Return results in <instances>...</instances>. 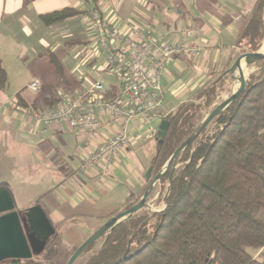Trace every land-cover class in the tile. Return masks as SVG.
<instances>
[{"label": "trees", "instance_id": "obj_1", "mask_svg": "<svg viewBox=\"0 0 264 264\" xmlns=\"http://www.w3.org/2000/svg\"><path fill=\"white\" fill-rule=\"evenodd\" d=\"M95 10L91 8L89 14ZM85 13L65 8L40 18L53 25ZM244 20L239 44L258 51L264 39L262 0ZM48 56L61 82L52 85L51 93L40 102L45 110L59 104L55 89L73 96L81 92L82 85L66 75L53 55ZM260 72L240 98L180 155L186 163L174 175L167 208L135 214L102 238L99 249L93 245L79 264H264V67ZM230 76L226 72L193 99L160 113V122L168 121L170 126L152 161L154 173L194 132L198 112L214 102ZM6 87L7 73L0 60V90ZM117 93L118 86L111 94ZM25 94L23 89L16 96L18 109L44 110Z\"/></svg>", "mask_w": 264, "mask_h": 264}, {"label": "crops", "instance_id": "obj_2", "mask_svg": "<svg viewBox=\"0 0 264 264\" xmlns=\"http://www.w3.org/2000/svg\"><path fill=\"white\" fill-rule=\"evenodd\" d=\"M91 1L90 3L89 0H36L27 4L26 0H0V60L7 73V83L10 69L30 70L31 77L19 92L26 89L25 97L34 101L39 108H43L40 102L51 93L50 87L61 82L48 55H53L63 65L68 77L81 81V91L89 85L88 82H91L90 77L78 79L71 75L69 67L74 66L71 65L70 55L60 50L61 45H68V41L57 42L55 31L50 30V28L78 19L79 26L76 31L74 30L75 36L71 39H79L80 42L76 44L78 46L92 43L93 38L89 28L84 30L89 38H86L82 28L91 21L89 10L97 9L102 16L108 14L113 0H109V5L106 0ZM166 1L165 3L168 2ZM216 1L215 3L220 5L216 8L217 11L206 14L204 10H201L189 18L188 25L199 31L201 56L198 59L174 57L175 59L168 64L169 66H166L165 77L168 76L172 80L169 82L170 85L185 83V86L183 85L182 90L172 95L173 98L183 95L180 102L172 103L166 98L168 84L163 82V76L161 83L165 93L164 105L167 104L161 112L165 114L183 102L193 99L201 88L216 78L221 79L232 67L238 55L247 49L239 44V38L245 24V17L256 7L259 0H250L246 5L245 0H234L235 10L227 7L225 0ZM205 2L203 6L207 9L211 1L205 0ZM123 3L124 0H120V5ZM65 8L79 9L88 14L85 13L53 25H46L42 22L40 18L42 15ZM180 14L177 13L175 17L180 19ZM7 16L12 25L10 38L4 27V18ZM141 17L146 20L145 23L149 25L152 23V20L145 18L144 14H141ZM34 20L38 22L37 29L41 32L38 48L23 52L17 47L24 40L18 36L19 31L22 29V33L27 35V39L32 42L35 32L29 27L34 25ZM18 23L21 27L15 30L13 25ZM181 25L182 23L176 24V27ZM156 36L169 35L156 34ZM44 37L46 41L42 39ZM61 54L64 55L62 60L59 59ZM92 58L91 55L85 56V65L104 74L103 57H97L96 62ZM35 61L42 64L39 73L31 72L34 71L31 64ZM84 73L86 75L88 71ZM34 79H39L42 84L41 91L37 95L27 89ZM106 82L111 84L112 91L114 87H117L116 80L113 78L109 77ZM6 90L7 87L4 91L0 90V188H5L10 193L15 204V211L26 213L34 206H41L47 213L52 226L57 227L72 222L75 218H88V212L91 213L94 208H98L97 204L104 200L110 191L115 190L119 184L121 185V179L124 177L127 178L132 189H135L136 185L142 188L145 184L147 171L144 164H142L144 168L140 169L133 161L132 164L125 165L123 162L129 160L130 152L137 155L138 148L150 141L129 146L118 157L117 164L109 176H104L99 167L93 173H82L80 167L83 155L95 149L105 136L114 134L118 130L117 125L109 118H104L103 129L95 135L79 134L66 126L47 128L31 119L27 114L29 111L16 107L15 100L19 92L12 98ZM53 95L56 96V91H53ZM160 125L161 122L157 123L156 127L159 128ZM144 147L147 151L152 148ZM148 158H150L149 155ZM152 158L149 161H152ZM109 215L110 213L106 217ZM106 217L101 219V222L105 221ZM90 219L93 217L91 216Z\"/></svg>", "mask_w": 264, "mask_h": 264}, {"label": "built area", "instance_id": "obj_3", "mask_svg": "<svg viewBox=\"0 0 264 264\" xmlns=\"http://www.w3.org/2000/svg\"><path fill=\"white\" fill-rule=\"evenodd\" d=\"M91 20L92 46L96 56L103 57L105 74L116 80L118 93L112 95L110 83L97 81L73 96L58 91L56 107L27 114L44 127L66 126L84 135L101 131L104 118L112 120L118 130L85 153L80 167L86 174L99 167L104 176H109L129 146L157 140L166 66L174 57L198 59L201 39L194 28L171 36H156L154 30L134 24L120 30L96 11H91ZM41 88L39 79L28 85L33 94Z\"/></svg>", "mask_w": 264, "mask_h": 264}, {"label": "rangeland", "instance_id": "obj_4", "mask_svg": "<svg viewBox=\"0 0 264 264\" xmlns=\"http://www.w3.org/2000/svg\"><path fill=\"white\" fill-rule=\"evenodd\" d=\"M102 1V0H98ZM142 1V2H141ZM146 1V0H145ZM168 1V2H167ZM165 3V0H148L144 2V0H124V3L120 5V0H113L112 1V7H110V11H108V14L103 15L104 18H107L108 20L110 19L113 21L115 27H117L120 30H124V28L129 26V24H134V25H139L142 27H146L149 29L154 30L156 34H165L171 36L175 32L182 30V29H188V28H194L191 27L189 24V18L192 17V15H196L197 12L204 10L206 14H211L213 13L216 8H219L220 5L216 0H206V1H211L209 4L210 6H207V9L203 6L206 2L205 0H167ZM237 1H242V0H237ZM245 5L250 1V0H245ZM91 3L92 1L89 0ZM107 5H109V0H106ZM221 2V0H220ZM146 3V5H145ZM225 4L227 7L234 9L235 6V1L234 0H225ZM105 6V5H104ZM235 10V9H234ZM96 12L100 13L99 10H95ZM217 11V10H216ZM181 12V14L179 13ZM180 14V19H177L176 14ZM101 14V13H100ZM141 14H144L145 18H149L152 20L151 24L145 23L146 20H143V17H141ZM91 16V14H90ZM102 16V14H101ZM117 17V18H116ZM78 19L74 21H69L66 22L65 24H62L61 26H57L54 28H50L51 31H55V38L57 42L63 43V41L67 40L68 45H61L60 50L65 52L66 55H70L71 59V65L74 67L70 66L69 67V72H71L73 76L77 77L78 79H81L82 77L85 78L90 77V81L88 82L89 85H86V87H89L91 84L101 81L105 82L109 80V77L104 73H99L96 70H92V67H89L88 65H85L86 60L85 56L88 57V55H91L96 62V54H95V48L92 46V43L85 44L83 46H78L80 41L71 39L75 36L74 30H77V27L79 26L78 24ZM37 21L34 20V25L29 27L34 30V40L31 42V40H28L27 35L22 33L23 31H19L18 36H21L24 40L21 44H18L17 47L21 48L23 52L28 51L30 49H37L38 44L40 42V37H41V32L38 31L37 29ZM156 23L158 25H156ZM182 23L181 26L176 27V24ZM119 24V25H118ZM157 26L155 28V25ZM4 27L6 28L5 31L9 33V38L10 34L12 32V25H11V20L7 17L4 18ZM14 29H18L21 27L19 23L17 25H13ZM61 29H60V28ZM59 28V29H58ZM83 28V33L86 38H89V36L86 34L87 28L90 31L91 35L93 32V21H89V24H86L82 26ZM65 29V30H62ZM198 30V29H197ZM92 37V36H91ZM44 41H46L45 37L42 38ZM26 40H28L26 42ZM249 50H252L251 48H247ZM261 51H264V39L262 42V46L260 47ZM56 56V55H55ZM64 55H60V60H62V57ZM175 58H172L170 60L173 61ZM169 62V63H170ZM168 63V64H169ZM263 61H260L252 67H246L244 70V73H247V70H250V75L248 77V85L249 83L252 82L253 79L259 77L260 75V70L263 65ZM167 64V65H168ZM30 65V64H29ZM41 65L40 62H33L31 64L32 68L35 73L41 72ZM169 66V65H168ZM88 71V75L84 72ZM165 69V73H166ZM23 71V72H22ZM22 71L19 69L12 68L8 72V85H7V90L6 93L10 97H15L17 92L23 87H25L26 82L28 81V78L31 77V73L29 72L30 70L27 69H22ZM164 73V83H167V92H166V98L168 100H171L172 103H178L180 102L181 98L183 95L180 97L173 98L172 95L175 93H178L180 90L183 89V85L185 86V83H175L174 85H170L169 82H172L170 78L165 77ZM88 79V78H87ZM86 79V80H87ZM48 82V81H47ZM86 82V81H85ZM237 81L233 80L231 76L228 78L227 82L218 89V96L215 98L214 102L210 106H202L200 111L198 112L197 115V126L203 121V119L220 103L228 99L230 95L233 93L235 90ZM247 85V86H248ZM173 90H172V89ZM28 89V87H27ZM56 91V97L58 90L55 89ZM178 91V92H177ZM172 93V94H171ZM36 93L35 95H37ZM162 102V107L161 109L166 107V104L164 105L165 102V93H164V98ZM203 103V100H202ZM169 106L167 107V109ZM46 109V108H42ZM161 114L163 112L160 111ZM150 144V145H148ZM152 145V146H151ZM154 145V147H153ZM144 146H149L152 147L150 148L149 151L145 149ZM144 147V148H143ZM157 142L155 141H150L149 143L145 145H141L138 150H137V155L134 152H130L129 160L123 162L125 164H132V161L137 164V166L140 169H143V165L145 166V170L147 171L150 166L152 165V161L154 160L156 153H157ZM146 150V151H145ZM148 155L150 158H152V161H149L150 158H148ZM148 159V160H147ZM147 161V162H146ZM146 162V165H145ZM184 160L183 157H179L178 159V168L183 165ZM167 164V163H166ZM165 164V165H166ZM164 165V166H165ZM136 166V165H135ZM163 166V167H164ZM162 167V168H163ZM177 168V169H178ZM158 171V170H157ZM156 174V173H155ZM155 176V175H154ZM169 176L168 174L163 177V179L157 183L155 186L153 192L151 193L148 204L150 205L149 209H144L142 211H150L153 213H158L162 212L167 208V204L165 202L168 189H169V181L166 180L168 179ZM122 184L118 185L115 190L110 191L102 200L100 203H98V208H94L91 213L88 212V218L80 217V219L75 218V220H72V222H67L61 226L54 227L55 230V235L50 238V242L47 244V247L45 250L42 252L41 255L33 256V259L26 262V264H66L68 259L71 257L73 252L89 237L91 236L94 232H96L100 227H102L108 220H110L112 217L115 215L123 212L126 210L128 207L135 205L138 203L144 196L145 192L147 191L151 181L145 182V184L142 186V188L139 185H136L135 189H132L130 187V183L127 180V178H122L121 179ZM36 191V190H35ZM43 208V207H42ZM121 209L120 211H118ZM44 211V209H43ZM117 211V212H116ZM140 211L139 213H141ZM45 212V211H44ZM111 213L113 215L108 214ZM47 215V213L45 212ZM93 217V219H90V217ZM106 217L104 220L101 222V219ZM95 218V219H94ZM124 223V222H123ZM104 243V239L99 240L94 247V250L99 249L102 244ZM84 257L83 259H85ZM79 262V261H78ZM76 264H79V263ZM25 264V263H24Z\"/></svg>", "mask_w": 264, "mask_h": 264}, {"label": "water", "instance_id": "obj_5", "mask_svg": "<svg viewBox=\"0 0 264 264\" xmlns=\"http://www.w3.org/2000/svg\"><path fill=\"white\" fill-rule=\"evenodd\" d=\"M262 10L264 12V0H262ZM264 61V53L261 50H243L232 67L229 74L233 80H242L240 88L234 92L230 98L217 105L196 127L194 132L176 149L167 164L154 175L155 166L152 164L147 170L145 178L151 181L143 198L132 207L115 215L108 220L102 227L89 236L71 255L66 264H76L81 257L99 240L107 236L121 223L125 222L135 214L144 209H149V197L157 183L170 171L169 189L165 199L167 204L171 192L173 178L178 168L180 155L192 147L208 126L222 115L232 104H234L244 93L248 85V74L244 73V62L247 67ZM240 71V75L236 73ZM170 123L162 121L159 127L158 138L156 140L158 148L157 154L166 138ZM55 235V230L41 206H34L26 213L15 211V204L10 193L5 188H0V264L13 261L21 264L22 261L30 260L33 256L41 255L50 242V238Z\"/></svg>", "mask_w": 264, "mask_h": 264}, {"label": "bare ground", "instance_id": "obj_6", "mask_svg": "<svg viewBox=\"0 0 264 264\" xmlns=\"http://www.w3.org/2000/svg\"><path fill=\"white\" fill-rule=\"evenodd\" d=\"M262 53H264V51H262ZM252 65H254V64H252ZM252 65H251L250 67H252ZM246 67H247V66H246V64H245V62H244L243 69H245ZM245 74L250 75V70H247V73H245ZM239 75H240V71H238V72L236 73L237 78H238ZM236 81H237V83H236L235 90L233 91V93L236 92V91L240 88V86H241V84H242V80L236 79ZM233 93H232V94H233ZM232 94H231V95H232ZM231 95H230V97H231ZM230 97H228V98H230Z\"/></svg>", "mask_w": 264, "mask_h": 264}, {"label": "flooded vegetation", "instance_id": "obj_7", "mask_svg": "<svg viewBox=\"0 0 264 264\" xmlns=\"http://www.w3.org/2000/svg\"><path fill=\"white\" fill-rule=\"evenodd\" d=\"M154 175H155V174H154ZM154 175H153V176H154ZM32 259H33V258H32ZM32 259H30V260H32ZM30 260L22 261L21 264H24V263L26 264V262H28V261H30ZM3 264H15V263H14L13 261H8L7 263H3Z\"/></svg>", "mask_w": 264, "mask_h": 264}]
</instances>
